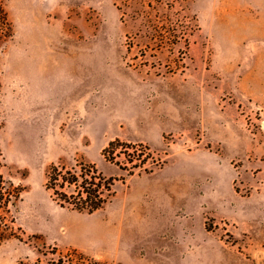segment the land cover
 <instances>
[{
  "label": "rangeland",
  "instance_id": "rangeland-1",
  "mask_svg": "<svg viewBox=\"0 0 264 264\" xmlns=\"http://www.w3.org/2000/svg\"><path fill=\"white\" fill-rule=\"evenodd\" d=\"M4 10L0 264H264V0ZM83 164L93 214L47 186Z\"/></svg>",
  "mask_w": 264,
  "mask_h": 264
},
{
  "label": "trees",
  "instance_id": "trees-1",
  "mask_svg": "<svg viewBox=\"0 0 264 264\" xmlns=\"http://www.w3.org/2000/svg\"><path fill=\"white\" fill-rule=\"evenodd\" d=\"M161 3L163 0H155ZM174 3V0H168ZM176 1V0H175ZM169 5V4H168ZM173 4H170L172 7ZM11 25L4 10V0H0V57L5 52L7 42L11 37ZM122 144L112 142L104 151L111 161L119 157ZM48 189L65 204L71 205L78 212L93 214L102 209L112 196L113 186L104 183L95 166L83 164L66 170L65 167L53 166L49 174Z\"/></svg>",
  "mask_w": 264,
  "mask_h": 264
}]
</instances>
